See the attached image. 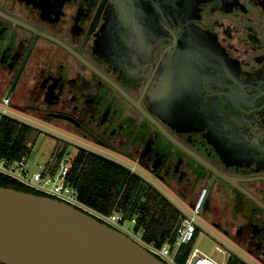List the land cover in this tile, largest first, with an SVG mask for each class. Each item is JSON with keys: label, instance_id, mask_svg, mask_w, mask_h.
<instances>
[{"label": "flooded vegetation", "instance_id": "af4514ba", "mask_svg": "<svg viewBox=\"0 0 264 264\" xmlns=\"http://www.w3.org/2000/svg\"><path fill=\"white\" fill-rule=\"evenodd\" d=\"M1 95L264 264V0H0Z\"/></svg>", "mask_w": 264, "mask_h": 264}, {"label": "water", "instance_id": "95a60500", "mask_svg": "<svg viewBox=\"0 0 264 264\" xmlns=\"http://www.w3.org/2000/svg\"><path fill=\"white\" fill-rule=\"evenodd\" d=\"M206 196L207 191L197 211ZM0 264L166 263L79 206L49 194L0 185Z\"/></svg>", "mask_w": 264, "mask_h": 264}, {"label": "trees", "instance_id": "16d2710c", "mask_svg": "<svg viewBox=\"0 0 264 264\" xmlns=\"http://www.w3.org/2000/svg\"><path fill=\"white\" fill-rule=\"evenodd\" d=\"M33 127L20 120L2 115L0 118V159L19 160L29 150ZM59 160L60 154L56 155ZM52 171H54L52 169ZM68 182L78 200L86 206L109 214L120 210L125 219L136 218L135 229L142 241L160 247L166 240L173 242L175 228L181 222L180 211L156 188L129 168L98 154L78 148L69 162ZM0 185L43 194L23 182L0 172ZM192 243L185 246L180 263L184 262ZM226 264H242L233 255Z\"/></svg>", "mask_w": 264, "mask_h": 264}, {"label": "rangeland", "instance_id": "374dc122", "mask_svg": "<svg viewBox=\"0 0 264 264\" xmlns=\"http://www.w3.org/2000/svg\"><path fill=\"white\" fill-rule=\"evenodd\" d=\"M21 106L14 105L12 103L5 104L2 102V95L0 96V118L2 115H10L22 121L29 123L33 127V131L29 136L28 146L29 150L25 154V174L26 178L32 182V174L35 172L54 170L59 167L60 160L56 158L57 154H60V159L70 160L77 153L80 145H86L91 147L88 142L84 141L80 137L68 134L60 128L53 126L52 124L38 119L35 116L24 113L19 110ZM25 109V108H24ZM117 157L116 155H111ZM131 165H134L131 163ZM134 168L135 173L140 175L147 183L156 188L162 195H164L180 212L185 211L189 215H194L195 222L200 229L192 242V247H197L200 251L206 255L211 256L218 262L226 264L229 258L243 257L247 264H258L251 257L243 253L239 248L233 244L226 236L214 229L208 221L206 214L195 213L193 206L180 200L177 196L165 190L162 185L151 175L146 173L142 168L134 165L129 166ZM126 225L129 226L128 222ZM146 241H142L146 247ZM216 246L221 247V251L216 249ZM185 246L179 249L178 256H182Z\"/></svg>", "mask_w": 264, "mask_h": 264}, {"label": "built area", "instance_id": "2783aa9c", "mask_svg": "<svg viewBox=\"0 0 264 264\" xmlns=\"http://www.w3.org/2000/svg\"><path fill=\"white\" fill-rule=\"evenodd\" d=\"M7 104L6 98L2 99ZM25 157L19 160L9 161L5 158L0 159V172L11 176L36 191L49 194L64 200L68 203L79 206L80 208L92 213L101 221L106 222L122 232L128 234L131 238L141 244V231L135 229L136 218L125 219L124 214L120 210H113L109 214L98 212L85 204L81 203L77 198L76 190L68 182L69 161L61 159L59 167L56 171L48 170L46 172H35L32 174V182L25 176ZM131 172H135L134 168H129ZM181 222L175 228V236L172 243L165 241L160 247L146 243V247L151 253L158 256L166 264H223L218 262L209 255L200 251L197 247H192L184 262L178 261L179 249L192 243L195 239V232L198 228L194 215H189L181 210ZM128 222L129 226L126 225ZM218 251L221 247L216 246Z\"/></svg>", "mask_w": 264, "mask_h": 264}]
</instances>
